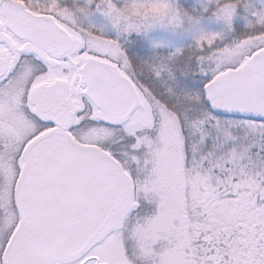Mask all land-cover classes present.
<instances>
[{
    "label": "snow or ice",
    "instance_id": "snow-or-ice-1",
    "mask_svg": "<svg viewBox=\"0 0 264 264\" xmlns=\"http://www.w3.org/2000/svg\"><path fill=\"white\" fill-rule=\"evenodd\" d=\"M0 264H264V0H0Z\"/></svg>",
    "mask_w": 264,
    "mask_h": 264
}]
</instances>
